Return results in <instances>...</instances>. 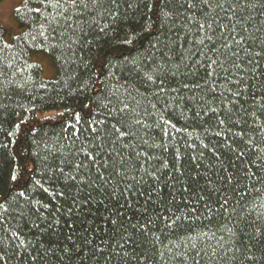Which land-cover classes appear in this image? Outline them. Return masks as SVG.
<instances>
[{
    "label": "trees",
    "instance_id": "16d2710c",
    "mask_svg": "<svg viewBox=\"0 0 264 264\" xmlns=\"http://www.w3.org/2000/svg\"><path fill=\"white\" fill-rule=\"evenodd\" d=\"M85 3L0 26V264H264V0Z\"/></svg>",
    "mask_w": 264,
    "mask_h": 264
},
{
    "label": "rangeland",
    "instance_id": "374dc122",
    "mask_svg": "<svg viewBox=\"0 0 264 264\" xmlns=\"http://www.w3.org/2000/svg\"><path fill=\"white\" fill-rule=\"evenodd\" d=\"M24 0H3L0 3V26L6 28L8 35L7 41L10 37L17 35L21 30L12 16L13 10L18 7ZM34 62L39 64L42 69V76L45 79H54L56 77V70L51 60L45 56L34 57ZM56 111H38L35 114V121L49 119L53 120L56 117Z\"/></svg>",
    "mask_w": 264,
    "mask_h": 264
},
{
    "label": "snow or ice",
    "instance_id": "6c2138e0",
    "mask_svg": "<svg viewBox=\"0 0 264 264\" xmlns=\"http://www.w3.org/2000/svg\"><path fill=\"white\" fill-rule=\"evenodd\" d=\"M71 2H72L73 5H76L77 3H81L83 6H85V7L87 6V4L85 3V0H71ZM92 2H93V3H97L98 0H92ZM36 11L38 12L39 9H36ZM130 42H131V41H129V43H130ZM121 135H123V133H121ZM12 179L15 180V179H16V176L13 175V176H12ZM21 195H22V193H21ZM5 198H7L6 195L3 196V197H0V199H5Z\"/></svg>",
    "mask_w": 264,
    "mask_h": 264
}]
</instances>
